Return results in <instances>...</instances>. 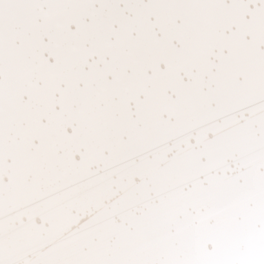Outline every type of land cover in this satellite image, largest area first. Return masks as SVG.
Masks as SVG:
<instances>
[{"label": "snow or ice", "instance_id": "6c2138e0", "mask_svg": "<svg viewBox=\"0 0 264 264\" xmlns=\"http://www.w3.org/2000/svg\"><path fill=\"white\" fill-rule=\"evenodd\" d=\"M0 264H264V0H0Z\"/></svg>", "mask_w": 264, "mask_h": 264}]
</instances>
